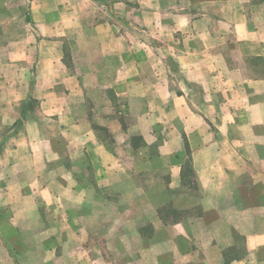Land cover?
<instances>
[{
    "label": "crops",
    "instance_id": "crops-1",
    "mask_svg": "<svg viewBox=\"0 0 264 264\" xmlns=\"http://www.w3.org/2000/svg\"><path fill=\"white\" fill-rule=\"evenodd\" d=\"M108 1L0 0V264H264V0Z\"/></svg>",
    "mask_w": 264,
    "mask_h": 264
},
{
    "label": "rangeland",
    "instance_id": "rangeland-1",
    "mask_svg": "<svg viewBox=\"0 0 264 264\" xmlns=\"http://www.w3.org/2000/svg\"><path fill=\"white\" fill-rule=\"evenodd\" d=\"M111 1V0H109ZM108 1V2H109ZM119 1V0H116ZM111 3L109 2L107 4V10H109ZM27 4L24 5V7H26ZM114 9V15L118 16V18H114L113 22L115 24H117L120 29L123 28V30H125V28L129 25L128 23H134L135 25H139L141 26V22H143L142 20L140 21L139 18L133 19L134 15L133 13H130V16H127V12H125V6H121L120 8H113ZM27 10V8L25 9ZM133 11V10H132ZM110 18V17H108ZM111 19V18H110ZM30 20L29 18H22V19H0V26L7 28V34L5 36L0 34V45L3 44L4 42H6L7 40L11 39V40H15L16 36H17V32L20 30H24V32L26 33L29 26ZM119 22V23H118ZM1 30V29H0ZM65 44L69 45L71 44L70 40H67L65 42Z\"/></svg>",
    "mask_w": 264,
    "mask_h": 264
}]
</instances>
